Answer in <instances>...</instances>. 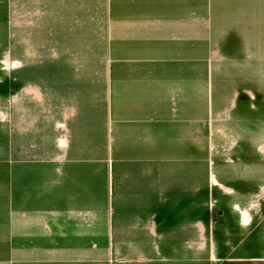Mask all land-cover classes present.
Listing matches in <instances>:
<instances>
[{
  "label": "crops",
  "instance_id": "obj_1",
  "mask_svg": "<svg viewBox=\"0 0 264 264\" xmlns=\"http://www.w3.org/2000/svg\"><path fill=\"white\" fill-rule=\"evenodd\" d=\"M202 1L0 0V264H264V0Z\"/></svg>",
  "mask_w": 264,
  "mask_h": 264
},
{
  "label": "rangeland",
  "instance_id": "obj_2",
  "mask_svg": "<svg viewBox=\"0 0 264 264\" xmlns=\"http://www.w3.org/2000/svg\"><path fill=\"white\" fill-rule=\"evenodd\" d=\"M192 2L196 3L199 5L198 9L199 11L204 8L205 4H202V0H192ZM202 4V5H201ZM196 11V10H195ZM2 12V10H1ZM197 14V13H196ZM2 20H3V15H2ZM226 37L223 42L218 44V41L211 42L213 44L212 46L209 47V49L214 52L218 50V48H222L224 51L226 50L227 44L229 41L232 43L230 46L234 47L236 40H231L232 36ZM233 39V38H232ZM8 24L3 23L1 21L0 24V117L3 118L4 120L0 119V124H1V133H2V141L6 139L4 137L6 128H7V113H8V106H7V94H8V70H7V65L8 64ZM231 51V50H230ZM214 54L212 53L211 57L214 58ZM215 60L218 63V55H215ZM214 60V61H215ZM216 63V62H215ZM3 68V69H2ZM6 121V123H5ZM6 124V125H5ZM6 126L5 130L3 129ZM1 212V209H0Z\"/></svg>",
  "mask_w": 264,
  "mask_h": 264
},
{
  "label": "bare ground",
  "instance_id": "obj_3",
  "mask_svg": "<svg viewBox=\"0 0 264 264\" xmlns=\"http://www.w3.org/2000/svg\"><path fill=\"white\" fill-rule=\"evenodd\" d=\"M6 65H8V64H6ZM3 69V68H2ZM7 70H8V66H7Z\"/></svg>",
  "mask_w": 264,
  "mask_h": 264
}]
</instances>
